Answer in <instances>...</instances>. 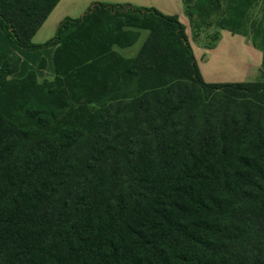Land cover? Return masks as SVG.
Instances as JSON below:
<instances>
[{
    "label": "trees",
    "instance_id": "16d2710c",
    "mask_svg": "<svg viewBox=\"0 0 264 264\" xmlns=\"http://www.w3.org/2000/svg\"><path fill=\"white\" fill-rule=\"evenodd\" d=\"M59 1L0 0L11 44L54 48L42 82L0 52V264H264V75L204 82L178 17L129 4L34 44ZM260 1L183 4L264 51Z\"/></svg>",
    "mask_w": 264,
    "mask_h": 264
},
{
    "label": "rangeland",
    "instance_id": "374dc122",
    "mask_svg": "<svg viewBox=\"0 0 264 264\" xmlns=\"http://www.w3.org/2000/svg\"><path fill=\"white\" fill-rule=\"evenodd\" d=\"M95 3L129 4L134 7L155 8L162 14L177 16L179 21L186 25L198 69L206 83H250L258 81L261 75H264V51L254 44L250 34H231L219 29L213 23L201 26L198 32L194 31L185 13L184 0H60L34 35L32 42L34 44L46 42L54 36L61 21L65 18L81 17ZM261 9H264L262 1L252 12V21H259ZM139 35V40L135 45L120 51L124 57L129 58L136 54L146 33L141 32ZM3 38L5 39L4 36ZM29 62L26 60L21 67L22 73ZM39 74L38 82L49 81L53 78V70Z\"/></svg>",
    "mask_w": 264,
    "mask_h": 264
},
{
    "label": "crops",
    "instance_id": "0c3cea01",
    "mask_svg": "<svg viewBox=\"0 0 264 264\" xmlns=\"http://www.w3.org/2000/svg\"><path fill=\"white\" fill-rule=\"evenodd\" d=\"M181 23L185 26L186 34H187V36H189L185 23H183V22H181ZM1 34L2 33H0V41H1L0 46L2 48H0V49H1L2 53L8 54V55L14 54L20 58V65H19L18 71L15 75V78L23 77L28 71H35L37 77L39 78L40 72H43V71H47V72L50 71L51 72L53 70V66H52V54H53V50H54L53 47L35 50V51H26V50L20 49V48L16 47L15 45L11 44L6 38L4 39L3 38L4 35H1ZM4 40H6V41H4ZM188 40H189V38H188ZM189 43H190V41H189ZM26 60H29L30 62L27 63V66H26L27 68L22 73L21 67L25 64ZM40 60L45 61V68L38 70L37 66H38ZM29 67H31V68H29ZM50 67H51V70H50Z\"/></svg>",
    "mask_w": 264,
    "mask_h": 264
}]
</instances>
